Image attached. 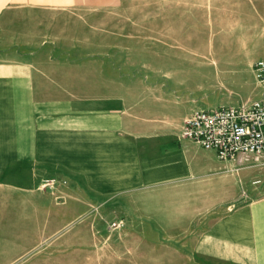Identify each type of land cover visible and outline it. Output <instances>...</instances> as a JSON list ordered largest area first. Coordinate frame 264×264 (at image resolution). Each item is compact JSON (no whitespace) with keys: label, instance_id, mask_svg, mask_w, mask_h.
<instances>
[{"label":"crops","instance_id":"0c3cea01","mask_svg":"<svg viewBox=\"0 0 264 264\" xmlns=\"http://www.w3.org/2000/svg\"><path fill=\"white\" fill-rule=\"evenodd\" d=\"M115 4L0 0V264L46 239L85 246L80 233L90 241L105 217L197 233L183 244L205 260L264 264V194L253 192L264 166L218 159L181 135L193 109L175 113L151 91H128L150 87L122 78L127 65L96 42V9ZM94 55L104 63L79 62Z\"/></svg>","mask_w":264,"mask_h":264},{"label":"rangeland","instance_id":"374dc122","mask_svg":"<svg viewBox=\"0 0 264 264\" xmlns=\"http://www.w3.org/2000/svg\"><path fill=\"white\" fill-rule=\"evenodd\" d=\"M94 28L96 42L111 44V62L127 65L122 78L150 87L128 91L142 96L151 91L175 113L235 105L260 94L252 65L264 60V0H116L108 9H96ZM103 58L80 56L79 62L103 64ZM233 159L239 170L264 166L252 157ZM260 183L255 195L264 194V177ZM240 192L239 201L252 193ZM115 218L105 217L90 241L80 233L85 246L71 247L69 236L62 247L46 239L15 264H237L191 255L184 235L197 233H152L122 219V226L109 228Z\"/></svg>","mask_w":264,"mask_h":264},{"label":"built area","instance_id":"2783aa9c","mask_svg":"<svg viewBox=\"0 0 264 264\" xmlns=\"http://www.w3.org/2000/svg\"><path fill=\"white\" fill-rule=\"evenodd\" d=\"M252 66L261 88L257 97L210 110L196 109L183 119L181 135L212 149L220 160L252 157L264 163V60L258 59ZM52 184L53 179H45L41 187ZM122 225L121 219L108 223L109 228Z\"/></svg>","mask_w":264,"mask_h":264},{"label":"bare ground","instance_id":"6f19581e","mask_svg":"<svg viewBox=\"0 0 264 264\" xmlns=\"http://www.w3.org/2000/svg\"><path fill=\"white\" fill-rule=\"evenodd\" d=\"M214 64L216 65V64H217V62H214Z\"/></svg>","mask_w":264,"mask_h":264}]
</instances>
